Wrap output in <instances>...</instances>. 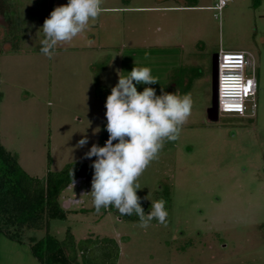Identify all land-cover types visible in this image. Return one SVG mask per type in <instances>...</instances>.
Wrapping results in <instances>:
<instances>
[{
  "label": "rangeland",
  "instance_id": "obj_1",
  "mask_svg": "<svg viewBox=\"0 0 264 264\" xmlns=\"http://www.w3.org/2000/svg\"><path fill=\"white\" fill-rule=\"evenodd\" d=\"M10 2L9 28L0 13L6 51L0 53V135L31 175H46L49 152L54 171L93 159L85 153L107 122V96L118 70L127 75L134 61L159 78L136 85L138 92L152 87L159 95L163 87L193 100L179 138L164 144L137 181L146 214L151 200L166 201V225L154 219L140 228L138 219L111 206L96 213L92 179L79 177L60 198L67 219L51 220L50 233L63 240L71 228L77 242L114 238L116 264H264V0H229L221 11L213 8L217 0H103L100 16L71 42L57 44L52 59L40 52L38 31L68 0ZM160 4L186 7L148 8ZM11 33L17 51L2 45ZM221 48L252 53L249 73L255 63L258 90L248 105L255 115L210 114L212 60ZM188 79L193 83L184 91ZM85 137L87 144L78 146ZM0 264L41 262L28 240L0 233Z\"/></svg>",
  "mask_w": 264,
  "mask_h": 264
},
{
  "label": "clouds",
  "instance_id": "obj_2",
  "mask_svg": "<svg viewBox=\"0 0 264 264\" xmlns=\"http://www.w3.org/2000/svg\"><path fill=\"white\" fill-rule=\"evenodd\" d=\"M102 3L103 0H68L66 5L55 7L38 31L42 34L40 52L52 59L57 44L71 42L100 16ZM117 74L118 83L111 88L105 104L109 137L104 146L93 144L85 153L86 158L96 157L90 192L93 205L96 213L111 206L121 216L135 214L138 226L143 229L154 219L166 225V201L151 200V209L146 214L137 195L140 189L137 181L158 158L164 144L179 138L182 125L191 115L193 100L190 93H169L163 87L159 95L152 87L138 92L136 85L156 84L159 78L150 67L137 66L135 61L127 75H121L119 70ZM87 142L85 137L78 146Z\"/></svg>",
  "mask_w": 264,
  "mask_h": 264
},
{
  "label": "trees",
  "instance_id": "obj_3",
  "mask_svg": "<svg viewBox=\"0 0 264 264\" xmlns=\"http://www.w3.org/2000/svg\"><path fill=\"white\" fill-rule=\"evenodd\" d=\"M10 0H0V13L11 25L9 15ZM11 7V6H10ZM5 39L3 44L10 43L11 51H17L18 39L16 33ZM6 52L0 47V53ZM184 91H187L193 81H185ZM107 122L101 126L97 145L104 146L109 137L106 130ZM117 141H113L115 144ZM69 162L61 170L51 169L52 156L48 153V171L44 177L28 173L20 163V156L16 151L8 149L2 142L0 135V233L18 242L28 240L33 254L41 264H116L120 248L114 238L88 237L76 241L71 228L66 236L59 240L51 234L50 222L53 219H67L60 198L62 192L77 178L92 179L93 161ZM138 219L136 215L130 216ZM46 230L42 238L28 236V230ZM95 252L98 254L95 255ZM80 257V258H79Z\"/></svg>",
  "mask_w": 264,
  "mask_h": 264
},
{
  "label": "built area",
  "instance_id": "obj_4",
  "mask_svg": "<svg viewBox=\"0 0 264 264\" xmlns=\"http://www.w3.org/2000/svg\"><path fill=\"white\" fill-rule=\"evenodd\" d=\"M229 0H217L213 8L222 10ZM252 53L242 49H223L218 54V112L240 116L255 115L256 107L248 103L255 101L258 90L255 75L249 73ZM85 178V177H84Z\"/></svg>",
  "mask_w": 264,
  "mask_h": 264
},
{
  "label": "water",
  "instance_id": "obj_5",
  "mask_svg": "<svg viewBox=\"0 0 264 264\" xmlns=\"http://www.w3.org/2000/svg\"><path fill=\"white\" fill-rule=\"evenodd\" d=\"M209 111L214 119L218 117V54H214L212 60V105Z\"/></svg>",
  "mask_w": 264,
  "mask_h": 264
},
{
  "label": "crops",
  "instance_id": "obj_6",
  "mask_svg": "<svg viewBox=\"0 0 264 264\" xmlns=\"http://www.w3.org/2000/svg\"><path fill=\"white\" fill-rule=\"evenodd\" d=\"M160 5H162V6H152V7H148V8L164 9V11H166V10L186 7V6H171L170 4H160ZM113 8H116V7H113Z\"/></svg>",
  "mask_w": 264,
  "mask_h": 264
}]
</instances>
